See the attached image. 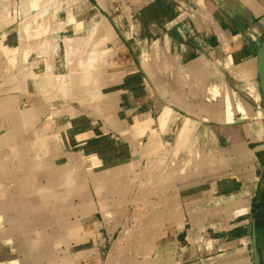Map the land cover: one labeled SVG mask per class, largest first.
Masks as SVG:
<instances>
[{"label":"crops","instance_id":"1","mask_svg":"<svg viewBox=\"0 0 264 264\" xmlns=\"http://www.w3.org/2000/svg\"><path fill=\"white\" fill-rule=\"evenodd\" d=\"M51 1L0 0V264H249L264 0H59L25 30Z\"/></svg>","mask_w":264,"mask_h":264},{"label":"rangeland","instance_id":"2","mask_svg":"<svg viewBox=\"0 0 264 264\" xmlns=\"http://www.w3.org/2000/svg\"><path fill=\"white\" fill-rule=\"evenodd\" d=\"M49 0H36V2H39L40 4H42V3H44V2H48ZM51 1V0H50ZM49 3V2H48ZM51 4L50 5H48L47 6V9L46 8H44V10H40V12H39V16H40V18H38V20H40L38 23H34L33 25H30V28L29 29H27V26L25 27V30H27V31H30L32 28H34V27H36V28H39L40 30H45L47 27H48V24H50V21H49V16L50 15H54V14H56L57 12H58V4H59V0H54L53 2L51 1L50 2ZM170 14H172V11L170 12ZM149 16L152 18V19H156V20H158V17H156V14H154V10L153 11H150L149 12ZM37 20V21H38ZM154 39H156V38H154ZM146 64H148L147 62H146ZM149 65V64H148ZM71 78V82H73V80H74V76H70ZM76 78H78V77H76ZM91 78L90 77H87V80H90ZM251 95L255 98V96L251 93ZM198 142H200V144L202 143L203 144V142H206V141H204V139L203 138H200L199 140H198ZM260 144H262V143H255V145H260ZM188 145H189V143H188ZM204 146H206V144H204ZM196 156L195 157H193V159L194 158H197V154H195ZM184 158H185V156H184ZM187 158H191V156H187ZM199 159H200V161H203V159H204V155H200L199 157H198ZM196 160V159H195ZM195 160H193V162L195 163V164H191V165H193V166H197L196 164L197 163H199V162H195ZM190 161V159H188L187 160V162H189ZM184 165H186V163L184 162L183 163ZM184 176H186V173H185V175ZM196 177H194V179H195ZM8 193H10V192H8ZM7 193V194H8ZM130 198H132V196L130 197ZM127 204H134V202L133 201H129V202H127ZM126 204V205H127ZM230 215V214H229ZM237 215H241V214H237ZM262 222L264 223V220L262 219ZM0 223H1V219H0ZM249 243H251V240L249 241ZM235 244V243H234ZM233 244V245H234ZM260 247H261V252H262V255H263V257H264V230H263V233L261 234V236H260ZM5 248V247H4ZM250 250V249H249ZM10 255H14L15 257H17V256H19V254L18 253H15V254H13V252H12V250L11 249H8V248H5L4 249V251L3 252H0V262L3 260V258H7V260H9L10 259ZM231 257V256H230ZM222 260H220V264H228V262L229 261H231V258H229L228 256L227 257H224V258H221ZM243 260V258L240 260V261H242ZM244 261V260H243ZM252 262H253V260H252V255H251V260L249 261V264H252ZM240 264V263H239ZM241 264H243V263H241Z\"/></svg>","mask_w":264,"mask_h":264},{"label":"water","instance_id":"3","mask_svg":"<svg viewBox=\"0 0 264 264\" xmlns=\"http://www.w3.org/2000/svg\"><path fill=\"white\" fill-rule=\"evenodd\" d=\"M258 75L260 79V89L264 101V35L263 40L260 46L259 55H258ZM255 220H253V232H252V254L254 264H264V257L262 255L260 244H259V235L257 232Z\"/></svg>","mask_w":264,"mask_h":264},{"label":"trees","instance_id":"4","mask_svg":"<svg viewBox=\"0 0 264 264\" xmlns=\"http://www.w3.org/2000/svg\"><path fill=\"white\" fill-rule=\"evenodd\" d=\"M152 9L154 10L156 17L167 16L171 12V7L164 1H158Z\"/></svg>","mask_w":264,"mask_h":264},{"label":"bare ground","instance_id":"5","mask_svg":"<svg viewBox=\"0 0 264 264\" xmlns=\"http://www.w3.org/2000/svg\"><path fill=\"white\" fill-rule=\"evenodd\" d=\"M58 47H59V46H58ZM251 88L255 90V86H254V88L251 86ZM254 90H253V91H254ZM257 90H258V88H256V92H257ZM8 141H10V140H8ZM6 143H7V142H6ZM186 170H188V169H186ZM114 183H115V182H114ZM8 206H10V207H11V206H12V204H9ZM22 222H23V220H22ZM25 222H26V221H25ZM15 231H16V230H15ZM15 231H14V232H15ZM126 256H127L126 254H125V255H122V256L120 257V259H122V260H124V261H125V260H126V258H127Z\"/></svg>","mask_w":264,"mask_h":264},{"label":"built area","instance_id":"6","mask_svg":"<svg viewBox=\"0 0 264 264\" xmlns=\"http://www.w3.org/2000/svg\"><path fill=\"white\" fill-rule=\"evenodd\" d=\"M180 16L186 19V17L188 16V13H187L186 11L181 10V11H180ZM187 29H188V28H187ZM185 31H186V28H185ZM188 31H189V30H187V32H188Z\"/></svg>","mask_w":264,"mask_h":264}]
</instances>
